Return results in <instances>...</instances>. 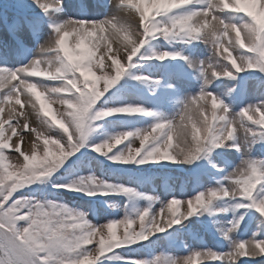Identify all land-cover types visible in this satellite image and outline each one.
<instances>
[{"label": "snow or ice", "instance_id": "obj_1", "mask_svg": "<svg viewBox=\"0 0 264 264\" xmlns=\"http://www.w3.org/2000/svg\"><path fill=\"white\" fill-rule=\"evenodd\" d=\"M0 264H264V0H0Z\"/></svg>", "mask_w": 264, "mask_h": 264}, {"label": "rangeland", "instance_id": "obj_2", "mask_svg": "<svg viewBox=\"0 0 264 264\" xmlns=\"http://www.w3.org/2000/svg\"><path fill=\"white\" fill-rule=\"evenodd\" d=\"M258 84H259V82L256 80L250 81V84H249L250 92L254 95L259 94L260 90L258 88ZM23 147L27 148V145H24ZM171 169L178 170L179 168L172 167ZM168 180L173 181L178 189L181 185H184L186 190H190L192 187V183H193L191 181V178H187V179L183 180V179H180V177L176 173H172L171 175H168V178L166 181H163L160 183V188H161L160 191L164 190L165 184L167 183ZM185 181H188V182L185 184ZM183 241L186 242L187 244L193 245V246L198 245L199 243L202 242V243L207 244L209 247H214L218 243L217 238L214 237L211 233H204V232H201L198 237H194L192 235H185L183 237ZM242 259H250L251 260L253 258L245 257ZM254 259L259 260V257H256Z\"/></svg>", "mask_w": 264, "mask_h": 264}, {"label": "trees", "instance_id": "obj_3", "mask_svg": "<svg viewBox=\"0 0 264 264\" xmlns=\"http://www.w3.org/2000/svg\"><path fill=\"white\" fill-rule=\"evenodd\" d=\"M160 172L161 171L159 169H156V170H154L153 174L155 177H161ZM69 199H79V197H69Z\"/></svg>", "mask_w": 264, "mask_h": 264}]
</instances>
